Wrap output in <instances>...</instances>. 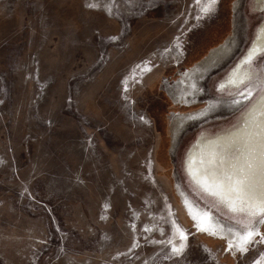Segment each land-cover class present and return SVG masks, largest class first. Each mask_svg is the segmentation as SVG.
Segmentation results:
<instances>
[{
    "label": "rangeland",
    "instance_id": "rangeland-1",
    "mask_svg": "<svg viewBox=\"0 0 264 264\" xmlns=\"http://www.w3.org/2000/svg\"><path fill=\"white\" fill-rule=\"evenodd\" d=\"M203 5L0 0V264H264L156 159Z\"/></svg>",
    "mask_w": 264,
    "mask_h": 264
},
{
    "label": "crops",
    "instance_id": "crops-1",
    "mask_svg": "<svg viewBox=\"0 0 264 264\" xmlns=\"http://www.w3.org/2000/svg\"><path fill=\"white\" fill-rule=\"evenodd\" d=\"M200 2L204 3L205 17L199 18L196 25L200 27L194 29L196 49L192 52L197 56L173 80L161 82L175 112L168 119L169 144L166 147L159 142L156 159L173 170L177 194L191 212L207 217L224 230L238 231L241 237L253 231L254 238L263 224L256 222L259 213L252 215L249 205L264 200V188L259 183L260 145L264 146L262 142L259 145L260 140L264 142V31L260 37L264 30V0ZM254 49L252 62L246 63ZM184 59H190L188 53L181 62ZM249 88L251 96L247 95ZM202 134L209 138L210 146L214 142L213 151L218 152L219 161H226L222 166L225 171L240 175L230 166L237 157L253 164L255 187L250 189L245 184L242 197L247 203H241L234 193L218 203L185 172L186 152ZM172 182L173 178L174 191ZM225 240L229 250L232 240Z\"/></svg>",
    "mask_w": 264,
    "mask_h": 264
},
{
    "label": "snow or ice",
    "instance_id": "snow-or-ice-1",
    "mask_svg": "<svg viewBox=\"0 0 264 264\" xmlns=\"http://www.w3.org/2000/svg\"><path fill=\"white\" fill-rule=\"evenodd\" d=\"M199 2V0H198ZM214 2V0H213ZM255 49L253 53L249 55L246 63L252 62V56L255 54ZM235 83V81H232ZM243 82V80H241ZM261 91H264V85L261 86ZM251 88L247 92L248 96H251ZM239 103V101H237ZM243 156L244 154L241 153ZM191 163H195V161H191ZM202 165H206L204 170V175L201 177L200 182L203 186L206 187L207 190L212 191L213 195H217L221 200L225 199V194L234 193L238 199L241 200V203H247V201L243 200V191L245 184L248 185L250 189H254L255 184L252 181V177L256 175L255 172L252 171L253 164L245 158L243 162H241L240 158H236L235 163H231V167L239 172L240 175H235V173H229L223 169V165L226 163L225 160L221 159L217 162L214 158L208 161H201ZM259 183L262 188H264V146H262L261 159L259 162ZM228 203H233V201L228 200ZM252 210V215H256L259 213L260 219L257 220V223H264V200L260 201L256 204L249 205ZM207 217L203 218L202 222L207 221ZM254 232L249 231L246 235L242 236L240 239L242 243L248 244L253 241ZM182 238L183 235H182ZM243 249H241L242 251ZM178 251V250H177Z\"/></svg>",
    "mask_w": 264,
    "mask_h": 264
},
{
    "label": "bare ground",
    "instance_id": "bare-ground-1",
    "mask_svg": "<svg viewBox=\"0 0 264 264\" xmlns=\"http://www.w3.org/2000/svg\"><path fill=\"white\" fill-rule=\"evenodd\" d=\"M263 31L264 30H262L260 37H262ZM257 43L255 44L257 45ZM261 142L264 143L262 140H260L259 145ZM260 146L262 147L263 145H260ZM213 148H214V142H212V145L210 146L209 138H207L205 134H202L198 138V140L189 147L188 151L186 152L185 159H184V168H185L184 170L185 172L189 173L195 185L204 189L207 195H212L214 199L219 203L220 198L217 195H213L212 191L207 190L206 187L203 186L200 182V179L204 175V170L206 167V165H202L200 162L202 160L206 162L213 158L217 162H219V154L218 152L213 151ZM193 160L195 161L194 164L191 163V161ZM225 198H228L227 194H225Z\"/></svg>",
    "mask_w": 264,
    "mask_h": 264
}]
</instances>
